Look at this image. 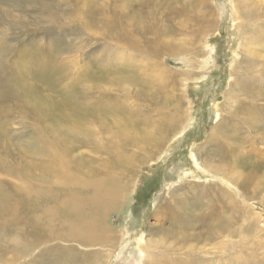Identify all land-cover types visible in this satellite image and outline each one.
Segmentation results:
<instances>
[{
  "label": "rangeland",
  "instance_id": "rangeland-1",
  "mask_svg": "<svg viewBox=\"0 0 264 264\" xmlns=\"http://www.w3.org/2000/svg\"><path fill=\"white\" fill-rule=\"evenodd\" d=\"M234 4L0 0V264H264V39L253 37L264 33V0ZM246 9H254L250 25H233ZM44 55L63 63L55 71L69 66L109 81L135 73L121 64L133 56L151 76L168 67L173 82L155 78L151 89L127 82V108L94 84L88 105L106 107L105 124H88V113L72 108L54 118L47 103L20 108L21 96L50 93L37 83L48 74ZM137 113L163 121L136 136L129 121ZM56 124L60 136L51 132ZM148 137L156 139L139 147ZM92 178L116 179L114 203L100 201ZM84 199L100 204L90 218L100 227L95 244L66 230V218L81 223L73 206Z\"/></svg>",
  "mask_w": 264,
  "mask_h": 264
},
{
  "label": "bare ground",
  "instance_id": "bare-ground-1",
  "mask_svg": "<svg viewBox=\"0 0 264 264\" xmlns=\"http://www.w3.org/2000/svg\"><path fill=\"white\" fill-rule=\"evenodd\" d=\"M204 1L206 2V0H204ZM234 1H236V0H231L232 4H234ZM260 12H264V11H260ZM241 13L242 12H240V14H238L237 17L241 18ZM243 14L245 16V19L241 23L238 21H236L235 23L233 22V25H235V26H237L238 24H239V26L240 25H246V26L250 25L249 17L251 14L252 15L254 14V9H246L243 11ZM235 19H236V14H235ZM246 20H248L249 23ZM235 26H234V31L238 35L237 28ZM0 32H1V30H0ZM255 32L253 33L254 35L252 34L253 37H255V39H261V40L264 39V33H260L259 31H255ZM231 38L233 39V41H235L237 36H233V34H232ZM181 40H177V43H182ZM0 46H1V44H0ZM181 51H184V48H181ZM177 52H180V49ZM0 53H4V52H0ZM44 61H45V63H44L45 65L43 66V69H46V66L48 65V72H47L48 74H45L46 76L44 75L43 77H42V75H43L42 74L37 79V83L44 85L45 89H50L49 90L50 93L48 95H46L42 91V92H37L36 94H32L31 96H21L20 99L22 101V104L20 105V108L21 109L26 108L30 111H34V110L40 111L41 110L40 107H42V105H44V107H45V104L47 103L48 105L46 104L45 108H47L48 111H50V115H51V113L53 114L54 118L55 117H64L66 115L73 114L70 111L71 108L75 109L76 112H78V113H80L81 111H86L88 113V119H87L88 124H93L94 121H99L102 124H105L107 122L106 118L103 116V114L106 113V112L103 113V111H102L103 104L100 105V107L97 106L98 104L96 106L88 105V104H91L92 102L88 101L87 96L92 95L91 90L94 88V84L99 89H101L103 91V94L108 93V92L111 94L116 93L117 99L123 98V101L125 103H123V105H121V106H124V104H125V107L127 108L128 100L126 98L124 99V94H126V93H124V89H125V84H127V82H130V81H131V83L136 82L137 84H139L140 86L142 85L145 88L149 87V89L154 88V86H155V80L154 79L155 78L164 80V82L166 81L167 83L173 82V75L171 76V74L168 72V67H166V69L163 70V68L159 64L157 67V74L151 76L147 71H144V72L140 71L141 66L144 67V65H143L142 61L133 62V56L130 58V63H121V64H125L124 65L125 67H129L131 65L134 66L135 67V73L134 74H128V75L117 74L116 75L117 81H109L108 79L104 78V74H102V73H99V74L98 73H92V74L89 73L88 74V73H81L78 70L71 71L69 66L66 67L67 69L65 68L66 72L63 73L62 71H60L63 68V63L52 61V60H50V57L48 58L47 55H44ZM144 64L148 67V66H150L151 62H149V61L147 63L144 62ZM57 66L61 67V69H59V71H55V67H57ZM152 66H156V64L152 63ZM51 67H52V69H51ZM115 71H117V70L116 69L110 70V72H115ZM140 72H142V73L140 74ZM87 78L92 82V84L91 83L88 84L85 82L83 83V80H85ZM198 78H201V77H198ZM64 84L69 85V87H65V88H67L66 90L63 89ZM239 85H241L240 81L239 82L235 81L233 88L237 87ZM82 87H84L85 89H83ZM172 87H173V83H172ZM82 90H85V91L81 92ZM99 93H100V91H99ZM238 96H239L238 94H235L234 97L238 98ZM45 97H47V98H45ZM103 107L106 108L105 106H103ZM112 109L113 110H111V114L115 115L114 120H116V121L122 120L123 119L122 114L120 115L117 112V110H116L117 108L116 109L112 108ZM44 112H46V109ZM132 113H133V111H132ZM140 114H138V117H139L138 120H135L134 122L129 121L130 124L132 123L131 127H133V124H134V127H135L134 132L136 133V136H139L138 135V133L140 132L139 130H142L144 133L147 130L154 131L155 127H157L158 124L161 121H163L162 116L159 117L156 121H152V120H150V118L147 114H144V117H142V113H140ZM38 118L42 119L43 117L41 115H38ZM117 118H119V119H117ZM112 119H113V117H112ZM164 121L166 122L167 120L165 119ZM119 123H122V121H119ZM56 126L59 127L58 130H56V131H54L53 129L51 130V132L55 136L59 135V132H60V126L58 124H56ZM67 134L68 135L70 134L71 136L70 135L69 136L73 139L78 138L79 140H81L79 138L80 136H78V134L73 132V131H68ZM62 139H59L60 142ZM131 139L135 141L136 145H138V142L140 141L139 138H135V139L131 138ZM155 139H156V137H154V138L148 137L147 140H145L143 138L142 143L139 145V147L144 148V144H149L148 141L153 142ZM82 140L84 141L85 138H82ZM263 140H264V138H263ZM45 141L49 142V140H47V139ZM134 141H130L129 143H132ZM157 141H159L158 137H157ZM65 142L67 143L66 139H65ZM62 143L64 144V140ZM73 143H75V142H73ZM252 143H254V142H252ZM68 146H69V144H68ZM74 148H75V146L70 145V147L68 149H70L72 151V149H74ZM117 150H120V149L118 148ZM219 150L221 152L220 155H223V152H222L223 149L220 148ZM219 150H217L218 154H219ZM42 152L47 153V151L45 152L44 150H42ZM191 157H192V160H193V163L195 164V166L197 168H199L200 165H199L197 159L195 158L194 154H191ZM124 159H125L124 163H126L125 168H130L131 166L129 167L128 165H129V163H131V158L127 159L124 157ZM158 159L159 158H157L156 160H158ZM60 160L63 161V159L61 157H60ZM145 165H144V167H145ZM200 170L202 171L203 168L200 167ZM133 179H134L133 175H130L128 181L126 182V183H128L127 184L128 188H130L131 185L133 184ZM115 181H116V179L113 178V179H109L108 181H105V182H97V183L95 182L94 183V178H92V180H89L88 183H90L91 185H94V190L97 193L99 192L100 184H101V190H102L101 194L103 197L99 198V199L103 204L111 205L112 203L115 202V196L117 197L119 195V192H117L118 188L113 187V185H112V183H114ZM222 183L225 184V181ZM261 183L264 186V180H262ZM136 184L138 185V182ZM134 185H135V183H134ZM134 185H132V186H134ZM257 187H260L259 183L256 185L255 190ZM43 188L47 190L46 187H43ZM37 191H39V189H37ZM123 196H124V193L122 192L119 198L123 199ZM125 196L127 198L126 193H125ZM125 201H126V199H125ZM78 204H79V200H74V206H73V204H72V206H73V209L75 210V214L80 217L81 223L80 224L75 223L73 225V224H71L72 222L69 221L68 218H66L67 219V223H66L67 229L66 230L72 235V237H78L80 240H84L86 242V244H95L96 243V236L100 232V227L98 224V220H92L90 218H91V215L97 214L96 209L99 208V206L96 207V209L94 206L100 205V204L97 203V200H95L94 202H91L90 199H84L83 204H81L79 207H78ZM64 205L68 207L67 211H70V209L72 208V206L70 207L66 203ZM68 214H70V213H68ZM69 222H71V223H69ZM49 232H51V231H49ZM53 236H54V234L52 233L50 237H53ZM141 241H142V239L139 240V242H141ZM141 247L142 246L140 245L139 248L141 249Z\"/></svg>",
  "mask_w": 264,
  "mask_h": 264
}]
</instances>
